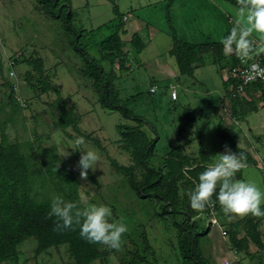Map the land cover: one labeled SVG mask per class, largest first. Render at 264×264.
<instances>
[{"label":"rangeland","instance_id":"374dc122","mask_svg":"<svg viewBox=\"0 0 264 264\" xmlns=\"http://www.w3.org/2000/svg\"><path fill=\"white\" fill-rule=\"evenodd\" d=\"M69 4L73 25L82 31L80 44L100 61L106 72L110 66L103 60L98 44L112 30L97 29L113 19V4L127 19L121 38L128 59L124 68L112 67L116 75L113 87L128 110L143 119L146 133L158 139L149 160L151 167H161L164 155L177 146L184 148L190 157H196L201 148L209 151L206 165L211 166L225 151V146L230 148L218 135L221 129L233 134L237 146L258 164L247 165L236 178L254 181L264 189V107L250 114L247 122L231 125L228 115H233V107L228 100L220 101L225 93L222 82L229 77L230 60L213 65L210 57L204 58L189 77L180 75L175 60L168 56L172 47L171 31L190 44L219 41L223 38L221 32L227 33L241 19L239 8L228 0H174L167 17V0H69ZM241 22L245 21L241 19ZM192 26L197 27V33L189 31ZM133 33L145 44L139 54L129 44ZM186 33L189 38H185ZM67 38L62 23L43 16L34 0H0V142L3 133L6 143L20 145L34 180L35 200L51 202L57 195L65 199L69 183L59 192L53 182L58 176L66 175L70 182H78L83 208L91 203H105L113 211L111 222L123 221L127 231L120 251L112 252L100 246L101 257L92 264H183L177 251L176 225L186 216H156V201L138 199L126 179L111 169L106 156L120 165H133L130 155L119 148L116 126L133 127L135 123L123 119L117 112L100 108L91 81L81 75L80 54L68 47ZM252 39L254 51L250 58L254 59L264 52V37L253 33ZM36 59L43 62L42 74L28 64ZM10 72L14 77H10ZM43 76L59 91L60 97L53 92L39 91ZM170 85L176 86L177 102L170 99ZM151 87L156 88L153 94L149 93ZM11 89L14 105L8 101ZM63 99L78 116L81 133L98 141L104 152L88 140L77 148L74 141L81 136L56 126L55 108ZM256 103L257 107L264 105L263 98ZM190 108L197 121L182 124L180 117ZM89 149L100 157L96 169H89L93 180L88 176L82 178L78 167L80 151ZM66 153L69 155L63 156ZM135 173L140 177V170L135 169ZM177 185L182 209L191 215L198 213L189 202L194 185L188 180H181ZM210 212L207 209L194 221L205 231L210 224L205 215L216 220V225L210 224L209 234L200 239L201 252L209 264H264V250L250 245L248 251L236 253L229 248L230 225L242 222L248 215L229 219L220 205L213 207L211 215ZM257 218L264 241V217ZM238 232L242 237L243 225ZM35 249L34 238L25 240L17 247L16 264H74L67 245L50 248L39 255H35Z\"/></svg>","mask_w":264,"mask_h":264},{"label":"trees","instance_id":"16d2710c","mask_svg":"<svg viewBox=\"0 0 264 264\" xmlns=\"http://www.w3.org/2000/svg\"><path fill=\"white\" fill-rule=\"evenodd\" d=\"M34 1L40 7L43 16L52 20H59L62 23V27L68 35L67 45L73 51L80 54L83 61L81 75L91 81V86L94 89L100 108L110 112H117L123 119L131 120L135 123L133 127H125L121 124L116 126L119 135V148L130 155L133 165H120L115 160L106 156L111 169L126 179L128 187L138 199H154L156 201V216L185 215V220L176 225V229L178 230L177 251L179 258L183 264H209L201 252L200 239L209 234L211 226L208 224L206 230L203 231L194 224L200 213L191 215L182 209L180 202H178L177 185L181 180H188L195 187L199 174L208 167L206 163L209 160V151L207 152L201 148L196 157H190L184 153V148L177 146L164 155L161 167L155 168L149 165V160L154 154L158 139H152L146 133L143 129L145 125L143 119L128 110L126 105L119 100L113 87L116 75L112 67L116 69L117 66L119 70L124 68L128 59V53L123 51L125 43H123L121 38L124 34L123 14L113 4V19L97 29V31H101L102 29L105 31L112 30L111 34L98 44V49L104 57L103 60H106L110 66V70L106 72L100 61L91 57L80 44L82 31H77L73 25L69 0ZM173 1L167 0V17ZM228 2L237 8L241 6L240 0H228ZM170 34L172 47L168 52V56L175 60L180 75L192 77L198 62L203 63L204 57H210L213 65L221 60L229 59L232 67L238 66L239 56L234 50V45L232 50H228L221 42H209L198 45L190 44L181 41L175 31H171ZM129 44L131 49L137 54L145 49V44L142 43V40L136 33L131 35ZM28 64L33 71L42 74V60L28 61ZM25 75H29V73ZM39 83L38 89L42 94L53 92L60 97L59 91L49 84L44 76ZM235 84L236 81L230 78L222 82L225 92H229ZM256 85L263 86L261 84ZM31 89L34 90V87L31 86ZM261 94L262 96L264 95V90ZM241 98L243 97L230 99L231 105H234ZM8 101L11 105L15 104L12 89L10 90ZM55 111L58 115L56 126L60 130L71 129L73 133L93 142L99 151H103L98 141L92 140L89 136L81 133L78 126L79 118L67 106L64 99L56 106ZM233 115L231 114V118L234 123L236 122L237 125H235L238 126L235 117L236 113L234 112ZM180 119L182 124L196 122L191 109L184 111ZM218 135L233 151H242L245 154L246 165H258L250 154L237 146L234 136L221 129H218ZM135 169L140 170V177H137ZM186 169L188 170L187 173ZM240 175V172H238L237 176ZM88 177L93 180L89 170ZM67 183H69V187L64 196L65 200L75 202L82 209L78 194V182H70L66 175H60L57 177L55 183L53 182V185H55L56 190L62 192L64 185ZM33 185L34 180L29 163L20 145L18 143H6L4 134L1 133L0 264H16L18 259L17 247L29 238L36 240L35 255H39L50 248L67 245L74 264H92L98 260L101 257L100 246L84 240L79 235L78 227L74 229H58L56 227L57 218L49 216L51 202L49 200H35L33 198ZM215 205L219 204L216 203ZM240 225H243L244 234L242 237L238 236ZM227 233L229 248L233 252L241 253L248 251L250 245H253L259 251L264 249L260 222L257 217L249 214L242 222L231 224Z\"/></svg>","mask_w":264,"mask_h":264},{"label":"clouds","instance_id":"9594fccd","mask_svg":"<svg viewBox=\"0 0 264 264\" xmlns=\"http://www.w3.org/2000/svg\"><path fill=\"white\" fill-rule=\"evenodd\" d=\"M240 3L238 16L245 22L242 23L241 19H238L221 43L228 50H232L235 45L234 50L244 59L254 51L253 33L264 37V0H240ZM261 73H264V70L257 74ZM85 142V138L81 136L75 139L74 145L78 148ZM80 152L78 167L81 177L86 179L88 170L96 169L100 157L95 150ZM67 155L69 153L63 156ZM58 166L59 164L56 167ZM246 166V156L242 151L233 152L225 146V151L219 154L218 160L199 174L198 182L189 196L190 207L203 215L208 208L218 203L221 211L229 219L233 216L243 217L249 214L254 217H264V189L254 181L236 178L237 173ZM187 171L186 169V173ZM49 216L57 218L58 229L78 227L79 235L84 240L112 252L120 251L122 237L127 231L123 221L111 222L113 211L105 203H91L81 209L75 202L67 201L57 195L51 201Z\"/></svg>","mask_w":264,"mask_h":264},{"label":"built area","instance_id":"2783aa9c","mask_svg":"<svg viewBox=\"0 0 264 264\" xmlns=\"http://www.w3.org/2000/svg\"><path fill=\"white\" fill-rule=\"evenodd\" d=\"M254 48V47H253ZM264 70V52L259 57L251 59L250 56L248 58L242 59L240 56L238 57V66L229 68V77L230 79H234L236 84L229 92H225L222 97H220L221 102H225L230 99H235L237 97H242L246 90L253 85L261 84L264 85V73L257 74ZM10 77H14V73L10 72ZM170 90V99L175 101L177 99L176 86L170 85L168 87ZM156 88L151 87L149 89V93H155ZM225 112V111H224ZM229 118L230 115H228ZM236 124V122H235ZM211 210L210 215L212 214L213 207L208 208ZM208 218L210 224L216 225V220L209 218L207 214L205 215ZM224 239V238H222Z\"/></svg>","mask_w":264,"mask_h":264},{"label":"crops","instance_id":"0c3cea01","mask_svg":"<svg viewBox=\"0 0 264 264\" xmlns=\"http://www.w3.org/2000/svg\"><path fill=\"white\" fill-rule=\"evenodd\" d=\"M122 14V13H121ZM124 21H127V19L125 18V16L123 15V23H124ZM124 28V27H123ZM196 29H197V27H191V30H189L191 33L192 32H194L195 31V33H197V31H196ZM176 33V32H175ZM134 34V33H133ZM137 34V33H136ZM217 34V32H213V35L215 36ZM225 34H226V32H224V31H222L221 32V36L224 38L225 37ZM177 35V34H176ZM139 36V35H138ZM178 37V36H177ZM185 38H189L188 37V34L186 33V37ZM222 38V39H223ZM222 39H220L219 41H213V42H215V43H218V42H221V40ZM181 40V39H180ZM182 41V40H181ZM184 42H187V41H184ZM188 43V42H187ZM209 43V42H208ZM204 44H206V43H204ZM235 46V45H234ZM170 50V49H169ZM168 50V51H169ZM100 52V51H99ZM237 53V52H236ZM102 54V53H101ZM238 54V53H237ZM103 55V54H102ZM205 59L207 58V57H204ZM203 58V59H204ZM210 59V62H211V58H209ZM195 72V71H194ZM193 75H194V73H193ZM225 90V89H224ZM264 90V85L263 86H258V85H254V86H252V87H250V88H248L247 90H246V93H245V95L244 96H246V98L244 97V98H241L240 100H238L237 102H235L234 103V105H231V108L233 107V113L235 112L236 114H237V117H236V119L238 120L237 121V123L238 122H240V121H244V122H247V117L250 115V114H256L257 112H258V110L260 109V108H263L264 107V105L263 104H259V107H257V101L260 99V97L261 98H263V100H264V95L262 96V94H261V92ZM178 101V96H177V99H176V101H174V102H177ZM173 102V101H172ZM246 103V104H245ZM246 106H250V107H246ZM254 109V110H251V109ZM191 109V108H190ZM249 109H250V111H249ZM192 110V109H191ZM192 112H193V110H192ZM218 113H219V110H218ZM193 114H194V112H193ZM194 116V115H193ZM219 116H220V114H219ZM196 119V118H195ZM196 121H197V119H196ZM222 121V120H221ZM229 123L231 124V125H235L234 124V122H233V120L231 119V118H229ZM249 130V132H251V129H248ZM232 136H234L233 134H231ZM264 242V241H263ZM264 250V249H263ZM237 253V252H236Z\"/></svg>","mask_w":264,"mask_h":264}]
</instances>
